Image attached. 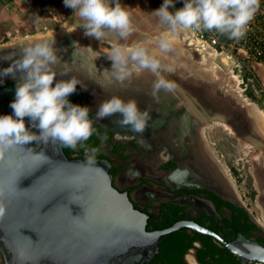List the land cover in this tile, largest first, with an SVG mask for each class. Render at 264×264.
Here are the masks:
<instances>
[{"label": "flooded vegetation", "instance_id": "obj_1", "mask_svg": "<svg viewBox=\"0 0 264 264\" xmlns=\"http://www.w3.org/2000/svg\"><path fill=\"white\" fill-rule=\"evenodd\" d=\"M30 38L0 45V70L9 66L10 58H18L24 47L55 40L54 47L59 50L57 54L61 61L52 66L57 73L53 86L57 80L71 77L85 86L78 84L76 92L68 99L73 104L90 108L89 119L93 120L95 132L83 142V146L78 144L75 149L59 143L67 159L86 160L85 148L99 147L96 162L108 163V173L114 186L126 193L134 209L147 216L148 230L153 231V224H164L170 219L173 223L189 222L202 227L227 243L240 242L239 237H243L248 242L264 246V176L258 178L261 191L259 207L262 209L260 221L221 177L213 157L199 140L200 122L190 108L192 104H185L181 98L180 86L173 92L161 90L158 97L153 98L152 83L156 77L147 70L139 76L133 74L131 82L126 80L121 84L111 77L110 72L103 71L111 68L109 59L96 55L69 36ZM161 75L180 85L176 76L163 71ZM19 79L18 71L15 78L11 74L0 76V102H5V115L13 114L10 103L15 99ZM112 96L125 101L134 98L142 111L149 112L151 119L142 134L121 127L118 115L101 121L95 119L100 103ZM25 126L38 134V129L32 127L27 117ZM124 172H128L127 179L122 178ZM172 173H175L173 181ZM148 221L151 224L147 225ZM179 231L188 236L184 243L189 244L182 257L185 264H200L198 257L207 261L206 264H216L210 258L206 245L211 242L218 249H223L218 242L185 227ZM217 256L213 254V257ZM227 258L223 261L229 264Z\"/></svg>", "mask_w": 264, "mask_h": 264}, {"label": "water", "instance_id": "obj_2", "mask_svg": "<svg viewBox=\"0 0 264 264\" xmlns=\"http://www.w3.org/2000/svg\"><path fill=\"white\" fill-rule=\"evenodd\" d=\"M108 167L105 161L87 167L86 160H69L56 141L6 149L0 158L6 205L1 264H148L159 239L183 227L210 236L239 264H264V246L243 237L227 243L189 222L146 230L147 216L114 186Z\"/></svg>", "mask_w": 264, "mask_h": 264}, {"label": "clouds", "instance_id": "obj_3", "mask_svg": "<svg viewBox=\"0 0 264 264\" xmlns=\"http://www.w3.org/2000/svg\"><path fill=\"white\" fill-rule=\"evenodd\" d=\"M63 3L83 21L80 27L87 37L101 41L112 32L127 39L134 31L130 13L119 0H63ZM170 6H174V0H163V4L153 11L160 23L168 26V32L156 40L159 52L163 54L172 50V37L186 29L215 31L236 41L243 39L260 8V0H184L183 7L174 13L169 11ZM54 45L55 40L24 47L18 58H10L9 66L0 70V76L11 74L13 78L17 71L20 73L15 99L10 103L13 114L0 115V158L6 149L31 143L56 141L75 149L78 144L83 146L95 132L93 120L89 119L90 108L73 104L68 99L76 92L78 84L85 87L81 81L71 77L57 80L53 86L57 73L52 66L61 61ZM107 58L112 62L111 68L103 71L110 72L121 84L126 80L131 82L133 74L139 76L145 70L152 73L156 77L152 83L153 98H157L161 90L173 92L178 87L161 75L162 70L172 72L174 69L163 66L143 45L114 46ZM117 115L121 127L140 134L151 119L149 112L142 111L134 98L125 101L118 96L101 102L95 119L101 121ZM25 117L38 129V134L26 128ZM99 152V147L85 148L87 167L95 165ZM4 195L5 188L0 187V197ZM5 213L6 205L0 199V217Z\"/></svg>", "mask_w": 264, "mask_h": 264}, {"label": "rangeland", "instance_id": "obj_4", "mask_svg": "<svg viewBox=\"0 0 264 264\" xmlns=\"http://www.w3.org/2000/svg\"><path fill=\"white\" fill-rule=\"evenodd\" d=\"M9 1H16L19 9L14 10L12 14L11 26L0 27V45L13 44L19 40L31 39L30 37L47 39L66 35L106 60L114 46L143 45L150 54L156 55L163 66L172 67V72L162 71L179 79L181 98L185 104H192L190 108L200 122L199 140L213 157L211 159L221 177L244 201L249 212L262 221L258 178L264 176V134L262 133L261 137L251 128L254 122L250 120L252 115L248 107H257L264 114L263 69L260 72L255 69L253 78L248 81V76L236 73L225 59L207 60L179 41L176 34L172 37V50L167 54L160 53L156 40L168 32V26L161 24L157 16V21H152V30L141 33L138 40L125 42L117 34L108 32L105 38L99 41L84 35V29L80 27L83 21L73 9L65 7L63 0ZM149 2L152 13L162 5L156 0ZM179 2L184 3L183 0ZM26 4L30 7H26ZM8 12L12 13L13 10ZM214 101L233 106V109L230 113H222L220 109L212 115L211 105ZM243 102L245 105L241 106L240 103ZM240 115L243 118H240ZM242 128L244 138L237 134Z\"/></svg>", "mask_w": 264, "mask_h": 264}, {"label": "built area", "instance_id": "obj_5", "mask_svg": "<svg viewBox=\"0 0 264 264\" xmlns=\"http://www.w3.org/2000/svg\"><path fill=\"white\" fill-rule=\"evenodd\" d=\"M156 1L163 4V0ZM182 7L178 0H174L170 12L174 13ZM176 35L179 41L207 60L225 59L236 73L248 76L246 79L248 81H251L255 73L254 64H258L264 70V0H260L259 10L248 26L245 37L239 41L229 39L215 31L195 29L182 30Z\"/></svg>", "mask_w": 264, "mask_h": 264}, {"label": "trees", "instance_id": "obj_6", "mask_svg": "<svg viewBox=\"0 0 264 264\" xmlns=\"http://www.w3.org/2000/svg\"><path fill=\"white\" fill-rule=\"evenodd\" d=\"M174 221L167 219L164 224H157L152 226V230H161L168 226H170ZM151 224V221L147 222V225ZM147 229V226L145 228ZM187 238V235H182V233L177 230L171 232L167 235L162 236L159 239L158 250L155 255V258L152 260L151 264H185L182 257L186 252L188 244L184 243V239ZM204 246V244H203ZM211 246V249L209 248ZM207 250L210 251L209 256L216 264H228L223 261V258H226L230 261L229 264H238L235 257L229 253H227L224 249H218L214 244L210 242V245H206ZM213 254H218L215 258ZM198 261L200 264H206L203 258L198 257Z\"/></svg>", "mask_w": 264, "mask_h": 264}, {"label": "crops", "instance_id": "obj_7", "mask_svg": "<svg viewBox=\"0 0 264 264\" xmlns=\"http://www.w3.org/2000/svg\"><path fill=\"white\" fill-rule=\"evenodd\" d=\"M119 2L125 10L130 13L131 21L134 27L133 33L127 39H123V41L130 42L138 40L141 33L143 34L145 31L149 30L150 32V30H152V21L153 23L156 22L157 18L151 11L152 6L150 7L149 0H119ZM179 4L183 6L184 3L179 2ZM26 7L30 6L27 5ZM10 9L13 10L12 13L8 12ZM17 9H19V6H17L16 1L13 3L9 0H0V27L11 26L10 19L13 17L12 14L14 13V10L16 11ZM8 14H11V16L7 17ZM253 67L259 72L262 69L258 64H254Z\"/></svg>", "mask_w": 264, "mask_h": 264}, {"label": "bare ground", "instance_id": "obj_8", "mask_svg": "<svg viewBox=\"0 0 264 264\" xmlns=\"http://www.w3.org/2000/svg\"><path fill=\"white\" fill-rule=\"evenodd\" d=\"M205 94V93H204ZM206 95V94H205ZM241 104V106L242 105H245L244 104V102L243 103H240ZM247 104V103H246ZM249 105V104H248ZM248 105H247V107H248ZM250 107H248V111H250L251 112V114L250 115H252V117H251V119L250 120H252L254 123H253V125H251V128L253 129V130H255L256 132H257V134L258 135H260L261 137H263V135H262V133L264 134V114L262 113V111H260L257 107H254V106H251V105H249ZM233 106H230V105H228V104H226V105H222L221 103H219V102H216V101H214V103L211 105V114L213 115H215L218 111H220V109H221V111L220 112H226V113H230L231 111H232V108ZM245 108V107H244ZM205 109V108H204ZM224 109H225V111H224ZM249 112V113H250ZM243 114V113H242ZM241 117L240 118H243V116L242 115H240ZM231 117H233V116H231ZM245 118H246V116H245ZM244 118V119H245ZM252 124V123H251ZM246 126H247V124H246ZM247 128V127H246ZM227 129V128H226ZM228 131H229V129H227ZM249 130V129H248ZM244 131H243V128H242V131H240V132H237V134H238V136L239 137H243L244 138V133H243ZM201 134V133H200ZM251 141V140H250ZM263 141V140H262ZM256 149V148H255ZM263 218H264V216H263ZM244 244V243H243ZM245 245V244H244Z\"/></svg>", "mask_w": 264, "mask_h": 264}]
</instances>
